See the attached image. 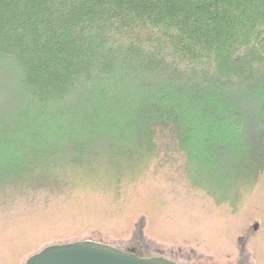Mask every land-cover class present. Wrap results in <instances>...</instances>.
Here are the masks:
<instances>
[{
  "label": "trees",
  "instance_id": "1",
  "mask_svg": "<svg viewBox=\"0 0 264 264\" xmlns=\"http://www.w3.org/2000/svg\"><path fill=\"white\" fill-rule=\"evenodd\" d=\"M116 143L225 150L245 170L219 191L258 181L264 0H0V196Z\"/></svg>",
  "mask_w": 264,
  "mask_h": 264
},
{
  "label": "rangeland",
  "instance_id": "2",
  "mask_svg": "<svg viewBox=\"0 0 264 264\" xmlns=\"http://www.w3.org/2000/svg\"><path fill=\"white\" fill-rule=\"evenodd\" d=\"M224 151L197 162L171 146L156 158L128 143L89 146L55 170L59 189L0 196V264L86 239L181 264H264V174L219 191L216 174L245 170Z\"/></svg>",
  "mask_w": 264,
  "mask_h": 264
},
{
  "label": "water",
  "instance_id": "3",
  "mask_svg": "<svg viewBox=\"0 0 264 264\" xmlns=\"http://www.w3.org/2000/svg\"><path fill=\"white\" fill-rule=\"evenodd\" d=\"M258 228V224L254 225ZM25 264H181L163 256L144 257L91 239L45 246Z\"/></svg>",
  "mask_w": 264,
  "mask_h": 264
}]
</instances>
